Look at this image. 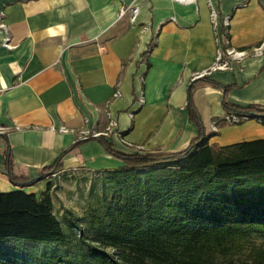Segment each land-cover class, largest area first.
Wrapping results in <instances>:
<instances>
[{
    "label": "crops",
    "instance_id": "0c3cea01",
    "mask_svg": "<svg viewBox=\"0 0 264 264\" xmlns=\"http://www.w3.org/2000/svg\"><path fill=\"white\" fill-rule=\"evenodd\" d=\"M0 19L9 34L5 45L0 29V192L38 195L50 180L20 187L10 182L8 166L29 177L58 160L59 175L120 168L122 160L101 138L75 145L85 130L104 131L107 112L126 142L114 135L103 140L118 152L184 149L198 135L186 107L189 87L209 144L264 137V124L254 117L221 120L224 98L264 106V53L194 77L223 47L216 38L227 35L236 49L261 41L264 0H0ZM212 120L219 128L210 136Z\"/></svg>",
    "mask_w": 264,
    "mask_h": 264
},
{
    "label": "trees",
    "instance_id": "16d2710c",
    "mask_svg": "<svg viewBox=\"0 0 264 264\" xmlns=\"http://www.w3.org/2000/svg\"><path fill=\"white\" fill-rule=\"evenodd\" d=\"M191 94L189 87L186 107L198 135L180 151L121 153L102 134L76 140L101 138L123 162L103 173L115 189L92 235L78 222L69 225L73 233L64 231L52 210L50 180L38 195L0 192V264H264V137L209 144ZM224 106L264 124L262 105L224 98ZM61 168L58 160L35 177L7 169L10 182L22 187Z\"/></svg>",
    "mask_w": 264,
    "mask_h": 264
},
{
    "label": "rangeland",
    "instance_id": "374dc122",
    "mask_svg": "<svg viewBox=\"0 0 264 264\" xmlns=\"http://www.w3.org/2000/svg\"><path fill=\"white\" fill-rule=\"evenodd\" d=\"M167 165L170 169L175 166L174 163ZM104 177L103 173L94 174L86 171L69 176L50 177V181L53 183L51 189L52 210L62 222L65 232L73 233L69 225L78 222L85 235H92L94 227L102 221L105 209L113 199L115 189L109 182H106ZM71 235L74 237L73 234ZM255 243L262 244L257 238ZM19 247L26 252L30 251L35 254L42 251L40 246L33 244H20Z\"/></svg>",
    "mask_w": 264,
    "mask_h": 264
},
{
    "label": "built area",
    "instance_id": "2783aa9c",
    "mask_svg": "<svg viewBox=\"0 0 264 264\" xmlns=\"http://www.w3.org/2000/svg\"><path fill=\"white\" fill-rule=\"evenodd\" d=\"M241 4H245L246 0H236ZM124 12V9L120 10V14H122ZM135 9H132V13H131V18H133L135 16ZM210 20L213 24V26L216 25L217 23V11L215 9H211L210 10ZM228 23H229V17L226 16L223 19V24L225 26V30L228 33ZM0 29L3 31L4 33V38H3V42L5 45H8V41H9V34H8V30L7 27L5 25V23L3 21H1L0 19ZM216 40H221L223 43V47H219L216 51V56H215V60L213 61L212 65L200 72V73H196L194 75V77H200L203 76L211 71L214 70H225V69H231L234 65V63H237L239 61H242L245 57L252 55V56H256V55H261L264 53V35L261 39V41L250 47V48H246V49H236L234 47H232L230 45V41H229V37L227 35H222L221 38H216ZM119 93L118 91H115L112 96H118ZM138 102L140 104H142L144 102L142 93L139 94L138 96ZM132 114L130 113V116ZM248 119L247 115H237L234 113H227L222 117V121L229 123V124H237L240 123L243 120ZM259 120V119H258ZM218 128H219V122L217 120H212L210 122L209 125V130H210V136L214 135L215 133L218 132ZM3 129L2 127H0V132H2ZM84 137L88 136V135H92V136H97L99 134H102L104 136H109V135H114L116 137H118L121 141L126 142L123 135L121 134V132L118 129V124H117V120L115 117H113L109 112H107V124L106 127L104 129V131L102 132H95V131H88L85 130L84 131ZM83 138V137H82ZM128 145H131V143H127ZM134 149L137 151L142 150V146L141 145H134ZM47 177H59V174L56 172H51L47 175Z\"/></svg>",
    "mask_w": 264,
    "mask_h": 264
}]
</instances>
